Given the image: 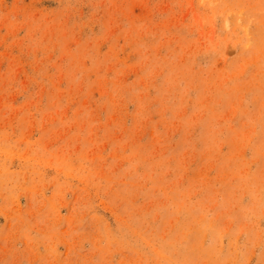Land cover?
I'll use <instances>...</instances> for the list:
<instances>
[{
  "label": "rangeland",
  "instance_id": "1",
  "mask_svg": "<svg viewBox=\"0 0 264 264\" xmlns=\"http://www.w3.org/2000/svg\"><path fill=\"white\" fill-rule=\"evenodd\" d=\"M0 264H264V0H0Z\"/></svg>",
  "mask_w": 264,
  "mask_h": 264
}]
</instances>
